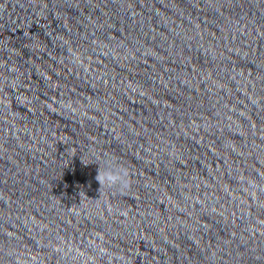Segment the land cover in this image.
Here are the masks:
<instances>
[{"label":"clouds","instance_id":"obj_1","mask_svg":"<svg viewBox=\"0 0 264 264\" xmlns=\"http://www.w3.org/2000/svg\"><path fill=\"white\" fill-rule=\"evenodd\" d=\"M128 171L122 166L108 167L104 172L99 170L96 179L100 185L107 184L109 187L118 186L120 189L128 187Z\"/></svg>","mask_w":264,"mask_h":264}]
</instances>
